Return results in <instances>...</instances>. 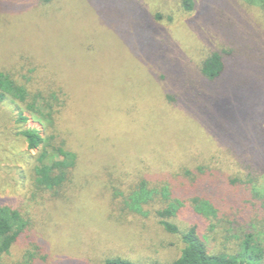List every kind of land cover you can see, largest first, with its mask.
<instances>
[{"label":"rangeland","instance_id":"374dc122","mask_svg":"<svg viewBox=\"0 0 264 264\" xmlns=\"http://www.w3.org/2000/svg\"><path fill=\"white\" fill-rule=\"evenodd\" d=\"M9 1L15 7L0 13V32L16 25L18 32H9L10 37L24 36L25 48L1 38L0 56L17 50L18 67L31 50L50 56L59 81L73 87L84 109H95L97 134H113V150L114 145L123 150L95 155L87 137L77 139L78 195H38L25 183L32 152L18 132L33 127L43 134V125L35 118L16 122L15 104L0 102V205L27 213L29 230L50 242L46 264L67 258L74 263L83 256L99 264L109 255L173 260L179 237L159 224L153 213L157 202L142 217L122 212L120 196L110 195L138 176L179 182L181 168L202 166L220 176L245 174L254 165L264 189V157L248 160L255 127L264 140L260 0H192L191 10L182 0H54L47 6L36 0ZM213 51L226 52V70L211 83L202 78L200 64ZM36 60L32 66L40 82L47 67ZM165 94L172 98L168 107ZM196 220L185 208L171 221L183 229ZM204 225L210 251L234 244L225 220L210 232L209 222ZM24 242L12 247L7 262L21 255Z\"/></svg>","mask_w":264,"mask_h":264},{"label":"trees","instance_id":"16d2710c","mask_svg":"<svg viewBox=\"0 0 264 264\" xmlns=\"http://www.w3.org/2000/svg\"><path fill=\"white\" fill-rule=\"evenodd\" d=\"M36 1L37 5L45 6L54 3V0ZM260 3L264 12V0H260ZM182 4L186 10L192 9V0H182ZM12 7H15L13 1L0 0V13H8ZM15 27L14 24L8 26L13 35L18 32ZM9 32H0V39L15 40L18 48H25L24 36L10 37ZM29 43H32L31 39ZM24 48L18 51L24 52ZM31 51V54L21 56H24L25 65L20 67L16 63L17 50L10 56H0V102L8 100L15 104L18 109L16 122L26 123L29 118H35L43 125V134L33 127L18 132L27 150L32 152L27 156L25 183L38 195H75L80 187L79 178L74 177L80 161L77 139L87 137L88 143L94 146L95 155L113 154L115 149L123 150L116 145L113 150V134H97L95 109L91 110V106L84 109L85 103L77 101L73 87L68 82L59 81L51 71L52 58H43L39 52ZM224 54L225 51H213L201 61L200 74L204 80L213 83L222 77L226 70ZM34 59H39L47 67L41 73L40 82L34 75L37 71L32 66ZM169 97V94L163 95L164 107L170 106L168 99L172 98ZM256 110L261 112L262 109L256 106ZM255 128L253 149L250 147L248 151V160L253 163L264 157V140L258 128ZM242 130L243 127L239 129ZM168 142L171 144V141ZM249 168L245 174L220 176L202 166L181 168L176 172L179 182H162L138 176L130 182H123L121 189H112L110 195L120 196L119 208L126 214L148 216L151 211L147 207L157 202L154 215L166 232L178 235L180 246L177 256L166 263L109 255L99 264H264V196L261 197L264 189L258 186L255 176L257 166ZM185 208L199 221L182 229L171 220ZM27 216V213L23 216L16 209L0 205V264H46L49 259L50 242L36 237L34 231L29 230L30 220ZM224 220L228 225L227 231H232L229 239L234 244L223 250L210 251L203 231L204 224L209 222L210 232L218 222ZM45 232L52 235V231ZM20 241H25L21 255L13 256L7 262L12 247ZM60 264L93 263L83 256L74 263L67 258Z\"/></svg>","mask_w":264,"mask_h":264}]
</instances>
